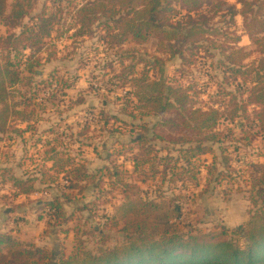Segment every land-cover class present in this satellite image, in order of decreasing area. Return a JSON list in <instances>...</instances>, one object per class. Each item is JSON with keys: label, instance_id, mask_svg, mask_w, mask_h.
<instances>
[{"label": "trees", "instance_id": "trees-1", "mask_svg": "<svg viewBox=\"0 0 264 264\" xmlns=\"http://www.w3.org/2000/svg\"><path fill=\"white\" fill-rule=\"evenodd\" d=\"M226 2L87 0L65 11L58 2L56 10L49 13L46 5H42L38 12L32 14L33 0H0V22L5 28V33L0 34V141L5 134L10 138V133L20 135L21 129L15 127V123L29 122L34 117L36 103L32 100L43 94L44 89L38 88L40 83L35 82L33 76L38 67L50 61L56 39L60 40L67 30L74 29L73 35L83 36L92 34V28L99 26L104 31L100 41L113 48L126 41L141 44L152 35L156 38L155 50L178 57L182 66L190 63L182 53L184 49L194 52L197 47L204 51L215 48L218 46L215 44L217 35L225 34L226 38L232 34L228 45L224 42L215 49L222 56L216 67L222 73V82L233 88L229 91L221 89L220 94L229 96L225 107L220 101L206 109L196 107L198 93L192 85H183L177 77L166 75L160 58L139 60L132 50H122L121 56L128 63L120 61L121 71L114 74L117 78L115 84L119 83L125 89V103L118 111L130 118V121H123L130 126V131L135 126L139 129L132 136L140 151V156L134 160V170H139L143 182L157 176L158 184L150 195L136 182L124 181L123 173L115 163L88 172L83 162H73L67 147L59 146L61 136L57 134L58 142L44 149L45 158L54 161V173L49 172L51 168L42 166L38 168L37 175L25 178L11 175L9 180L15 188L14 195L38 191L37 184L44 190L54 188L55 192H48L49 196L40 200L38 207L46 227L55 228L72 219L63 204L86 197L87 190L93 191V199L77 204L76 211H91L108 203V198H100L105 178L108 182L105 192L114 194L118 191L123 196V201L112 205V212L105 216V225H121V240L112 246H101L96 251L83 248L79 242L67 255L55 254L45 246L24 243L9 233L0 232V264H264V164H254L251 174L252 186L257 188L253 204L259 202V206L251 211L246 221L231 228L220 224L216 229L205 232L191 228L187 233L178 232L170 219L180 214L181 204L173 203L172 198L166 200L164 192L173 182H179L182 187L186 181L193 187L199 186V170L195 161L212 152L213 145L218 144L221 148L231 135V129L226 132L217 129L222 115L220 111L231 107L227 110L231 111L230 120L240 114L249 119L245 111L253 107L256 112L251 127L264 133V0H236L239 8ZM236 15L243 18L242 30L249 39L248 45H239L240 35L236 31L228 33L211 23L217 19L219 22L226 20V27L232 26ZM66 18L72 22L70 28L60 32L55 29L53 35L54 25L60 26L61 19ZM42 52L45 56L41 55ZM254 53L258 58L250 59ZM138 63L142 68L135 71ZM179 71V68L175 70ZM176 76H181V73ZM20 85L29 86L30 101L23 99L24 95L18 89ZM235 88L241 92L233 94L231 91ZM50 91L51 96L43 94L41 98L52 99L54 92ZM243 93L246 94L244 98ZM62 94L65 95L64 92ZM99 111L103 114L104 110ZM237 111L242 112L237 114ZM103 116L104 123L119 120L116 114ZM143 116L156 118L151 135L147 134ZM165 128L183 129L189 134L173 139L164 134ZM108 130L114 132L117 128ZM157 142L163 146L156 147ZM168 144L172 147L169 148ZM165 145L167 154L159 155ZM222 159L223 166H227V158ZM145 167L147 170H143ZM60 172L63 174L58 180ZM207 172L221 171L209 166ZM93 231L103 235L94 227ZM102 240V243L106 240L105 235Z\"/></svg>", "mask_w": 264, "mask_h": 264}, {"label": "rangeland", "instance_id": "rangeland-1", "mask_svg": "<svg viewBox=\"0 0 264 264\" xmlns=\"http://www.w3.org/2000/svg\"><path fill=\"white\" fill-rule=\"evenodd\" d=\"M85 1L87 0H59L58 2L65 11L73 6H79ZM58 2L55 0H33L31 13L38 12L42 5H46L48 13L55 11ZM226 3L230 5L236 4V7L239 8L236 0H227ZM226 13L228 14V12ZM61 21L62 24L60 26L54 25L53 35H55V29L60 32L66 27L70 28L71 20L69 21L66 18L61 19ZM242 22L243 18L240 15H236L235 24L232 26L226 27V20L219 22L217 19L211 23L221 27V30L228 33L236 31V34L240 35L239 45H248L249 39L242 30ZM73 31L74 29L67 30L63 33L60 40L56 39L57 42L55 41L56 45L53 49L54 55L51 56L49 62H45L43 66L36 69L33 77L35 82L40 83L38 88L44 89L43 94L45 97L51 96L50 90L54 92V95L52 99H42L41 96L43 94L33 98L32 102L36 103V110L33 113L34 117L31 118L32 121L29 123L31 126L38 125L42 128L50 123L58 122L57 116L62 113L66 119L63 124L85 127L87 123L88 126L90 123L92 128L88 136L91 138L92 143L101 141L115 143L114 140L117 139L118 133L101 131L99 126L103 123L101 121L104 114H116L117 117L124 118L118 109L121 104L125 103V96L123 95L125 89L121 88L119 83L115 84L117 78H114V74L121 71L120 61L124 64L128 63V60L121 56L123 55L122 50H132L135 52V57L139 58V60L148 59L152 61L154 57L160 58L161 67L166 75L177 77L178 82L183 85H192L198 93L196 95V107L206 109L208 106L214 105L216 101L224 103L222 106L225 107L228 103L229 96L225 93L222 95L220 92L222 93L221 89L229 91L233 88L230 85H224L222 82V73L216 68L222 56L219 54L218 49L215 48H220L224 42L225 45H228L232 34L226 38L225 34L217 35L215 44L218 46L215 48L208 47L209 49L204 51L197 47L194 48V52H192L193 50L191 51L192 54L184 49L182 53L190 63L182 66L178 57H170L164 52L155 50L156 38L152 35H149L146 41L141 44L126 41L122 43V46L113 48L100 41L104 31L99 26L92 28V34L89 35H73ZM4 33L5 28L0 22V34ZM221 41L223 42L221 43ZM41 55L45 56V52H42ZM255 58H258V54L254 53L250 59ZM135 67V71H139L142 68V64L138 63ZM177 68H179V72H175ZM180 73L181 76H176ZM64 84L71 86H62ZM61 87L63 89L60 92L58 89ZM18 89L24 95L23 99L30 101L31 92L29 91V86L20 85ZM231 92H241V89L235 88ZM245 93L242 95L243 98L246 95ZM102 108L104 110L103 114L99 111ZM230 108L220 111L222 115L217 125V129H223L224 132L227 129H231L230 138L221 144V148L223 147L224 151L221 152L220 146L215 144L212 147V152L204 154L203 158L200 157L199 160L195 161L197 168H203L202 172L199 171L198 174L199 186L193 187L189 181H186L182 187L179 182H173L164 191L166 200L172 198L174 199L173 203L179 202L181 204L180 214L170 219V222L173 223V226L180 233H187L190 228L205 232L216 229V225L223 224L227 226L225 216H228L226 215L228 208L225 206L226 204L232 206V212L235 209L234 206L239 205L238 209L235 210H238L239 213L235 212L238 215H242L239 210L241 209L240 205H244L243 212L246 220L249 218L251 211L259 206V202H256V205L253 204L257 188L252 186L251 174L254 171V164H264V133L258 131L256 127H251V122L256 112L253 107H248V110L245 111V115H248L249 119L240 114L242 111H237V114L239 113L240 115L235 116L233 120H230L231 111H227ZM220 110H223V108L220 107ZM90 114H93V116ZM169 115L171 116V114ZM169 115L166 116L169 117ZM16 125L20 127L26 125V122L18 121L15 123ZM115 126L121 127L122 124L114 123L110 120L108 128ZM164 130V134L173 139L181 134H189L183 129L178 131L165 128ZM35 138H38V136ZM168 145L172 147L170 144ZM173 146L175 147L176 145ZM114 147L111 156L113 159H115V153L117 152L116 146ZM99 152H102L101 148H99ZM173 154L176 153L173 152ZM35 155V148H29L26 151L22 149L21 135L14 134L10 138L9 134H5L3 141H0V232L9 233L15 239L24 243L32 242L39 246H45L55 254L64 253L68 255L79 242L84 246L83 248L93 251H96L101 246H112L119 243L122 236V232L119 231L121 225L118 224L115 227L109 224L105 225V216L112 212V203H116L117 200L116 193H106L107 180L102 182L104 192L101 193L100 198H108L111 202L101 204L91 211H75L74 218L70 222L73 228L70 234H57L56 229L48 227L41 229L38 235L35 234L36 229H33V232L32 230L28 232L30 229L24 230L15 226L8 228L11 218L9 215L11 214L7 212L14 210L17 198L13 192L15 188L9 178L11 175L25 178L35 174L39 168V165L35 164L39 162L31 161V159H35ZM222 157L227 158V166H223ZM209 166L217 167L218 171L221 172L209 173L207 172ZM37 187L40 190L42 189V186L38 184ZM33 195V199H41L43 197L47 198L49 193L46 195L34 193ZM92 197L94 196L91 195L90 200L93 199ZM83 199L80 198V201L83 202ZM25 202L30 207L31 203H33L29 199L23 200V203ZM182 214H185V218L179 220V216ZM18 217L24 218L22 214H19ZM234 226L227 227L231 228ZM93 227L105 235L106 240L103 243L101 242L103 241V235L100 236L97 232H94ZM12 231L15 232L13 233Z\"/></svg>", "mask_w": 264, "mask_h": 264}, {"label": "crops", "instance_id": "crops-1", "mask_svg": "<svg viewBox=\"0 0 264 264\" xmlns=\"http://www.w3.org/2000/svg\"><path fill=\"white\" fill-rule=\"evenodd\" d=\"M121 114L124 116V118L118 117L119 120L117 122L121 123L122 126L121 127L115 126L117 128V131H114V132L118 133L117 139L114 140L115 143L113 142L108 143L107 141H103V142L101 141L99 143H92V141L90 140L91 138L88 136V134H90V129L92 128L90 123H89L90 127L88 126V123L85 127H81V126L75 127L72 125L63 124V122H66V119L64 115H62V113H60L57 116L59 123L58 122L50 123L48 124V126L41 128L38 125L31 126L29 123L32 120H30L29 122H26V125H22L20 127L16 125L15 127L21 128L20 135H21L22 149L24 151H26V149H29V148L36 149V155H35L36 157L35 159H31V161L39 162V163H35L36 165H39V168L42 166L51 168L49 169V172L54 173V170L52 167L54 161L52 159L45 158L44 149L48 146L55 145V142H58L56 139V135L58 134L61 136L59 146L62 145L63 147H67V151L69 152V155L73 157V162H83L86 165L88 172H95V171L100 170L103 166L109 165L110 163H115L118 166V168L122 171L123 173L122 178L124 181L136 182L143 190L148 191V193L151 195L153 188L158 184V178L157 176H154L152 179H147L143 182L139 175L140 173L139 170H134V160L136 157L140 156V151H139V148L136 142L132 140V136L136 135L139 129H137L135 126L134 129L130 131V126L123 123V121H127V120L130 121V118H128L124 113H121ZM90 115L93 116V114H90ZM155 119L156 118L153 116H143L142 118V121L146 122V127L148 129L147 131L148 135L152 134V130H153L152 128L154 126L153 122L155 121ZM109 122L110 120L107 123H104L102 119L101 121L102 125L99 126V129L101 131H104V132L107 131L108 133H110L108 129H113L115 127L108 128ZM134 123H136V121H134ZM114 132H111V133H114ZM10 135L11 137H13L14 133H10ZM36 136H38V138H35ZM114 146H116V149H117L116 150L117 152L115 153V159L111 157L113 154L112 150L113 148H115ZM162 146H163L162 143L160 142L156 143V147L161 148ZM99 148L102 149V152H99ZM167 150H168L167 146L165 145L164 149L160 150L158 154L166 155ZM170 154H173V152H170ZM203 155H201L200 157L203 158ZM98 164L100 165L97 166ZM67 168L68 167H65V169ZM202 169H203L202 167L198 168L200 172H202ZM143 170H147L146 167L143 168ZM62 174L63 172H60L59 174H57L58 180L61 179ZM35 175H37V172L35 173ZM103 179L105 180V178ZM41 188H42L41 190L34 191L29 194H16L15 195L17 196L15 200V208L14 210H10L9 212H7L8 214H11L9 215L11 216V218L9 220L8 228L15 226L17 228H22L24 230L30 229V231L28 232H31V230L33 232V229H36L37 231L35 234L38 235L40 233V230L46 227L44 217L41 215L40 209L38 207L39 201L45 199L46 197H43L41 199L39 198L33 199V196H34L33 194L34 193L38 194L40 191L41 192L45 191L47 194L50 191L49 193L52 194L53 192H55V190L54 188L44 190L43 186ZM165 188H166V182H164V186H163V189ZM85 193H86V197H84L83 202L90 199L91 193H93V191L87 190ZM116 197H117L116 203H112L113 205L120 204L123 201V196L120 192L117 191ZM25 199L26 200L29 199L33 202V203L30 202L31 207L28 206L27 202L23 203V200ZM110 202L111 201H109L108 203ZM80 203H81L80 199H76L74 202H67L63 204L66 212L69 215H72V219L74 218V212L76 211L75 207L77 206V204H80ZM225 206H227L228 208V211H227L228 213H226V215L228 216H225L226 222L228 224L227 226L238 225L244 222V220H246L244 216V212H243L244 205H240L241 209L239 211L240 213L242 212V215L236 214V213H239L238 210L235 211L236 209H238L239 205L234 206L235 209L233 210V212H232V206L230 205L228 206L227 204ZM16 211H19L20 213ZM82 211H85V210H81V212ZM19 214H22L24 218L23 217L19 218L18 217ZM72 219H70L66 224H63L59 227H55L54 229H56L57 234L58 233H61V235H65V233L70 234L73 231V228L70 225V222L72 221ZM12 232L14 233L15 231H12Z\"/></svg>", "mask_w": 264, "mask_h": 264}, {"label": "built area", "instance_id": "built-area-1", "mask_svg": "<svg viewBox=\"0 0 264 264\" xmlns=\"http://www.w3.org/2000/svg\"><path fill=\"white\" fill-rule=\"evenodd\" d=\"M39 194L40 195H46L47 193L45 191H42V192L40 191ZM184 218H185V214H182V215L179 216V220H182Z\"/></svg>", "mask_w": 264, "mask_h": 264}]
</instances>
